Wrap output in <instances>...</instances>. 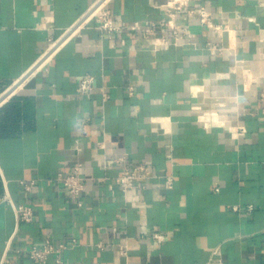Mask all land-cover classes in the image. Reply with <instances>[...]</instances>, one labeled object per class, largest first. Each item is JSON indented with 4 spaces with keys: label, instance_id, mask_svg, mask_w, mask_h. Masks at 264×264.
Returning a JSON list of instances; mask_svg holds the SVG:
<instances>
[{
    "label": "crops",
    "instance_id": "1",
    "mask_svg": "<svg viewBox=\"0 0 264 264\" xmlns=\"http://www.w3.org/2000/svg\"><path fill=\"white\" fill-rule=\"evenodd\" d=\"M99 1L121 31L89 18ZM171 1L0 0V264H36L17 250L48 236L69 247L62 264H214L217 250L264 264V0H190L228 29L185 9L181 40ZM85 75L95 89L81 96ZM138 162L155 178L124 193L116 179ZM77 164L82 206L53 180Z\"/></svg>",
    "mask_w": 264,
    "mask_h": 264
},
{
    "label": "built area",
    "instance_id": "2",
    "mask_svg": "<svg viewBox=\"0 0 264 264\" xmlns=\"http://www.w3.org/2000/svg\"><path fill=\"white\" fill-rule=\"evenodd\" d=\"M168 9L171 12V20L168 22V26L174 30L177 40H181L182 36H178L179 33H185L188 38H191L192 35L187 30L182 29L181 27L177 26L174 21V12L183 11L185 9L188 10L189 16H198L201 25L213 30L217 35H222L224 32L227 31L228 27L217 25L214 23L212 19L211 13L202 7L190 9V0H172L168 4ZM89 18L95 19L99 24V27L103 31L108 32H116L121 31V26H118L115 23L112 13L108 10L104 3L101 1L97 2L91 9L89 13ZM138 29V26L134 27V30ZM145 36L149 37L150 33L146 32ZM156 42L160 41L156 39ZM212 51H217L215 46L210 44ZM221 50V49H219ZM95 82L96 78L93 75H85L83 76L79 82L77 87V94L78 95H88L95 89ZM103 101L106 102L109 99V95L103 90ZM261 107L260 113L261 116L264 118V90L261 92L260 95ZM1 104V103H0ZM211 118L206 120V123L213 124L215 122H211ZM235 131L239 133L245 132V128L238 127ZM100 148L103 147V143L98 144ZM79 150V149H77ZM126 161L125 157L115 158V159H108L104 158L102 161V165L104 168H109L111 166H118L124 164ZM84 166L83 164H77L74 168V171L70 174H58L56 176L55 181L60 182L62 187L68 192L70 197L78 203V206H82L81 198L86 189V182L89 178L83 173ZM155 178L153 176L150 167L146 162H138L136 164H126L123 168L120 176L116 179L117 184L121 187L124 193L129 192L130 190L135 189H145L146 184ZM51 180V181H53ZM24 189L27 192H30L34 186V182L25 183L22 182ZM174 185V178L173 176L166 177L165 187L167 189H172ZM12 203V202H11ZM16 210V214L18 217L19 222L31 223L34 220V210L32 207L27 205H19L14 206ZM252 210V208H250ZM237 210V208H235ZM151 238L159 244H162L166 241V235L162 233H152ZM76 243V241H73ZM69 247L66 244L56 245L52 242L50 236H48L44 243L41 246L32 245L26 247L25 249L17 250L18 253H25L36 264H47L48 260L51 257L55 258L57 264H62V253L67 250ZM98 248L104 249L103 244H99ZM125 253V251H124ZM214 264H224L221 252L217 250L214 254L213 258ZM78 264H87V263H78ZM95 264V263H94Z\"/></svg>",
    "mask_w": 264,
    "mask_h": 264
}]
</instances>
